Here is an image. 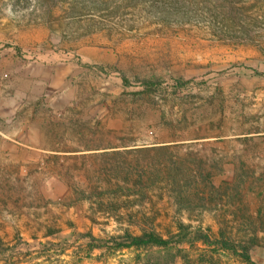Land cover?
Masks as SVG:
<instances>
[{
	"label": "rangeland",
	"instance_id": "374dc122",
	"mask_svg": "<svg viewBox=\"0 0 264 264\" xmlns=\"http://www.w3.org/2000/svg\"><path fill=\"white\" fill-rule=\"evenodd\" d=\"M181 221L220 245L88 244ZM224 242L264 264V0H0V264H246Z\"/></svg>",
	"mask_w": 264,
	"mask_h": 264
},
{
	"label": "trees",
	"instance_id": "16d2710c",
	"mask_svg": "<svg viewBox=\"0 0 264 264\" xmlns=\"http://www.w3.org/2000/svg\"><path fill=\"white\" fill-rule=\"evenodd\" d=\"M123 84L126 87H131L133 84L126 76H121ZM148 86H157L158 84L148 83ZM170 145L162 144L155 146H146L137 148L139 151H163L167 150ZM212 186V184H211ZM214 188V186H213ZM177 201H182L178 196ZM192 224H187L183 221L180 222V227L176 232L168 236L160 233L156 228H140L139 230H125V235L113 238L112 241H107L103 238L96 237L92 233L88 234L89 247L91 250L95 249H108V250H121V249H135L142 250L153 247L164 249L178 248L181 245L188 244L190 246L196 243H201L206 246L220 245L219 239L212 235L210 228H191ZM223 250H229L232 254L240 256L246 264L256 263L250 254L249 247H244L242 252L229 242H224L221 245ZM217 249V248H216Z\"/></svg>",
	"mask_w": 264,
	"mask_h": 264
}]
</instances>
